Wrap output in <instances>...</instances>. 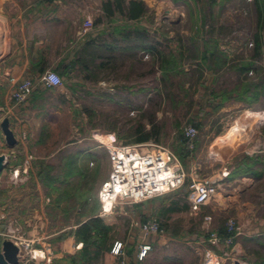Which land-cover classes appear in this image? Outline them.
Here are the masks:
<instances>
[{
  "label": "rangeland",
  "instance_id": "rangeland-1",
  "mask_svg": "<svg viewBox=\"0 0 264 264\" xmlns=\"http://www.w3.org/2000/svg\"><path fill=\"white\" fill-rule=\"evenodd\" d=\"M214 1V5L206 0L193 1V6L190 1H172L173 6L184 3V14H168L163 9L137 21L141 27L162 26L154 33V40L160 49L179 60L173 71L166 74L159 58L146 51L124 55L91 48L95 61L85 67L81 64L77 77L63 79L60 91L48 88L36 96L32 142L28 146L32 171L13 183L8 176L13 160L9 151L6 155L9 168L5 167L7 178L3 176L1 184L9 199L6 209L9 224L19 227L25 237L34 227L36 233L29 235L43 233L46 237L62 231L68 234L87 216L98 217L109 227L105 251L110 252L116 241L122 243L124 253L137 245L139 250L144 243L151 246L138 264H207L198 240L207 238L212 231L226 234L225 223L229 219L244 230L248 216L238 198H233L236 192L224 180L218 188L219 195L197 212L189 207L190 177H187L185 185L173 193L119 206L112 215L99 217L98 189L109 174L107 150L100 141L107 135H114L116 144L162 145L180 160L186 174L193 170L199 179L216 176L224 170L229 175L237 160L248 157L246 153L264 157L263 91L260 88L253 101L238 99L249 83L264 85V31L260 27L264 21V0H258V5L256 0ZM118 20L121 19L117 18L113 24H118ZM195 27L196 33L202 27L201 39L205 37L204 43L208 40L207 46L215 48L228 62L213 77L203 74L208 70L206 65L198 66L181 56L178 50L185 44L173 38L179 37L181 30H195ZM166 33L172 34L173 39L164 40L161 35ZM5 39L1 24L0 61L7 52ZM102 40L99 38L98 43ZM81 58L90 60L84 52ZM125 73L127 78H123ZM187 125H198L192 150L182 141V129ZM232 128H236L233 133ZM144 135L149 139L136 141ZM74 152L81 153L80 172L68 182L55 183L57 191L49 190L38 176L39 171L44 165L60 164L63 156ZM89 154L94 155L93 160L87 157ZM59 172L54 170L52 174ZM255 180V190L240 199L257 203L255 214L264 219V201L260 198L264 197V174ZM41 200L47 222L41 223L36 218L31 225L26 224L25 220L29 221L32 214L39 212ZM225 202L228 207L218 205ZM205 216L212 218L209 223L204 221ZM149 219L161 225L164 237H149L138 231L135 224ZM48 240L47 237L40 241ZM230 249L231 245L227 248L224 244L212 248L217 254L227 253L226 264L235 259L247 262ZM96 264H117V261L102 253Z\"/></svg>",
  "mask_w": 264,
  "mask_h": 264
},
{
  "label": "crops",
  "instance_id": "crops-1",
  "mask_svg": "<svg viewBox=\"0 0 264 264\" xmlns=\"http://www.w3.org/2000/svg\"><path fill=\"white\" fill-rule=\"evenodd\" d=\"M107 1L113 2V0H0V23L4 25L5 40L7 42V52L0 61V123L4 118L8 119L9 129L13 132L17 141L15 147L9 149L0 130V155L6 156L7 152H10L13 160L10 165L12 168H20L30 156L28 146L32 142V136L30 135L32 133L31 124L35 117L33 105L37 101L36 96L48 89L40 83V79L45 73L53 71L62 80H71L72 77H77L81 64L85 67L87 63L91 64L95 61L93 54L89 51L91 48L99 47L106 52L110 51L124 55L138 53L139 50L134 47L136 43V34L134 33L137 31L144 32L148 40H156L154 33L157 30L159 31L162 26H159L158 29L154 25L151 28L141 27L137 24V21L147 14L155 15L163 9L168 14L174 12L184 14V3L173 6L172 2H183L184 0H133L141 2L145 7L146 13L138 20H129L126 12L128 3L132 0H124L121 5L122 12H116L112 6V14L110 16L103 10V4ZM185 1H190L192 4L194 0ZM216 1L219 3L220 0ZM117 18L121 20H118V24H113V22L117 21ZM86 19H90L92 23L94 22V26L86 33H83L82 24ZM172 26L178 27V25L173 24ZM201 28L198 33H196L197 27H195V30L190 29V31L181 30L179 37H173L185 44L183 48L181 47L178 50L181 56L187 59L190 51L194 50L196 52L197 57L193 62L196 64L201 62L204 46L205 37L201 39L202 35L199 34L203 33ZM161 36L164 40L173 39L172 34L168 35L166 33ZM99 38L103 39L101 44L98 43ZM83 52L90 56L89 61H83L81 58V53ZM146 52L150 55L148 51ZM127 74L125 73L123 78H127ZM203 74L210 77L215 76L210 70L205 71ZM11 78L17 80L31 78L36 82L32 97L22 106L15 107L11 104L9 98L12 91V85L9 81ZM61 88L53 89L60 91ZM233 130L235 132L236 128H232L230 130L231 133H233ZM245 156L253 158V153H246ZM239 161L240 159L235 163V168ZM7 168L9 166L6 167V170ZM6 170L4 168L0 173V215L4 213L6 216L4 220H0V233L5 230L9 223L8 213L6 212L9 207V199L7 198L6 190L3 189L1 184L3 176L7 178ZM29 171H32L31 167ZM104 181L100 182V186ZM225 181L229 182L227 186H231L232 192H236L235 195L237 196L233 198H238L237 202L242 204L248 216L243 236L233 240L230 251L235 253V255L241 254L246 259L247 262L245 263L247 264H264V219L257 217L255 214L257 203L252 200H244L242 202L240 199L242 197L245 198L249 192L255 190V182L257 180L248 177L237 178L229 174L224 179ZM260 198L263 203L264 197L260 196ZM261 201L259 202L260 204ZM222 204L228 207L226 202L218 205L221 206ZM90 217L92 216H87L81 222H85ZM33 219H39L41 223L47 222L43 200H41L39 205V212L32 214L31 219L29 221H27L28 219L25 220V223L31 225ZM36 222L34 223L36 224ZM36 230L34 227L29 234L36 233ZM29 234H27V238L32 237V239L37 240H43L48 237L49 242L40 241L36 247L42 248L50 261L46 263L45 261L37 260L28 264H69L70 258L82 246L81 243H76L73 237L68 236L63 231L61 233H52L46 237L43 233L41 234L42 236ZM137 252L138 245L133 250L132 247L131 250H125V264H138L136 261ZM109 257L115 258L117 264H121L119 257L111 254Z\"/></svg>",
  "mask_w": 264,
  "mask_h": 264
},
{
  "label": "built area",
  "instance_id": "built-area-1",
  "mask_svg": "<svg viewBox=\"0 0 264 264\" xmlns=\"http://www.w3.org/2000/svg\"><path fill=\"white\" fill-rule=\"evenodd\" d=\"M93 26L90 19L84 20L83 33L89 31ZM55 77L57 79L53 80ZM12 91L10 93L11 104L15 107L26 104L32 97L35 90V81L31 78L17 80L11 78ZM40 83L47 88H59L63 86L62 78L55 72L45 73ZM182 135L187 140V149L192 150L197 130L192 125H187L182 129ZM108 154L109 174L107 179L101 184L98 190L99 217L109 216L123 205L139 204L163 195L173 193L182 188L187 177H190L188 184V203L192 212H197L206 206L217 194L220 183L228 176L226 170L221 171L216 176L199 179L196 172L192 170L186 174L180 160L166 147L152 142L136 144H116L114 135H107L104 141H100ZM123 157V159H121ZM29 156L23 165L11 168L9 177L15 183L21 175H27L30 169ZM7 161V158H6ZM119 188L120 191H116ZM6 218L1 213L0 220ZM204 221L209 223L210 216H205ZM137 226L140 233L147 236L164 237L161 225L155 219H149ZM226 236L220 237L215 231L209 232L207 238L198 240L197 245L201 249L202 258L207 264H226L228 255L226 252L215 253L212 248L221 244L232 245L235 238L244 234L238 223L229 219L225 223ZM1 242L11 241L18 248V264H28L31 261L42 260L46 263L50 261L46 252L42 248H37L40 243L38 239L27 238L21 233L19 227L9 224L0 233ZM1 247V245H0ZM149 244H141L136 254V261L143 260L150 250ZM40 252L42 256L37 253ZM110 254L121 259V264H125V253L122 243L115 242L111 247ZM245 264L239 260H231L234 264Z\"/></svg>",
  "mask_w": 264,
  "mask_h": 264
},
{
  "label": "trees",
  "instance_id": "trees-1",
  "mask_svg": "<svg viewBox=\"0 0 264 264\" xmlns=\"http://www.w3.org/2000/svg\"><path fill=\"white\" fill-rule=\"evenodd\" d=\"M195 2H198L199 0H194ZM209 5H214L216 2L214 0H206ZM124 2V0H113V2L107 1L103 4V10L107 15H111V7H114V10L116 12H122L121 5ZM256 4L258 5V0H256ZM260 10V9H259ZM146 13L145 7L141 2L137 1H129L128 8L126 12V16L129 20H138ZM264 20V19H263ZM262 24V23H260ZM261 28H263L264 31V21L263 26L260 25ZM212 30L210 29L209 33ZM135 39H136V45H134L135 48H137L139 51H148L152 57L157 56L159 58V61L161 63V69L164 70V72L167 74L168 72L173 71L177 68L178 61L172 53L168 52L165 53L164 50L160 49L158 45L155 43L154 39L148 40L145 36L144 32H135ZM205 42L203 46V52L201 55V62L198 64V66L206 65L207 69L210 70L213 74L215 71L223 69L225 66H228V62L225 58H222L217 50L210 49ZM139 44V46H138ZM189 57H187L188 61L194 62L196 59V52L194 50L190 51L188 54ZM240 71H244V68L240 69ZM184 73V72H183ZM201 75V72L198 73ZM199 79V76L197 77ZM262 86V85H261ZM260 85L255 84H248L247 89L243 92V94L240 95L239 100H249L253 101L254 96L257 95V91L261 88L264 95V85L261 87ZM263 88V89H262ZM254 90V93L251 92ZM217 97V96H216ZM224 93L220 95V98L223 99ZM218 99V98H215ZM195 128L198 127V125H193ZM149 139L147 135L141 136L136 139L137 142H143ZM182 141L185 142L186 148H187V140L182 135ZM79 155L81 153H69L66 156H63L61 158V163L58 165H44L43 168L39 171L38 176L43 179L45 182L44 186L49 188L51 191H57L58 187L55 186V183L58 182H68L70 177L76 176L77 173L80 171L79 162L78 160ZM88 158L94 159L93 154L87 155ZM54 170H60L58 175H53ZM264 174V157L263 156H256L253 158L249 157H243L233 172L230 173L233 177H248V178H254L258 179L262 177ZM62 176L63 179L60 178ZM68 185V184H67ZM68 189V188H66ZM72 190V189H71ZM70 190V191H71ZM169 211H172L174 209H168ZM76 228L69 231L68 236H71L74 238L76 243H81L82 246L80 250L74 254L70 258L69 264H96L98 263L100 256L102 253H106V255L109 257V251H105L104 247L106 245L108 234H109V227H107L103 221L98 217H90L85 222H79L77 224ZM227 234L223 232V234H219L220 237H224ZM131 248V247H130ZM129 248V250H130ZM151 248V246H150Z\"/></svg>",
  "mask_w": 264,
  "mask_h": 264
},
{
  "label": "water",
  "instance_id": "water-1",
  "mask_svg": "<svg viewBox=\"0 0 264 264\" xmlns=\"http://www.w3.org/2000/svg\"><path fill=\"white\" fill-rule=\"evenodd\" d=\"M0 130L4 136L5 143L9 149H12L17 144L13 132L9 129V122L4 118L0 123ZM6 156L0 155V173L6 167ZM18 248L9 240H3L0 247V264H18L17 259ZM234 264H239L235 262Z\"/></svg>",
  "mask_w": 264,
  "mask_h": 264
},
{
  "label": "snow or ice",
  "instance_id": "snow-or-ice-1",
  "mask_svg": "<svg viewBox=\"0 0 264 264\" xmlns=\"http://www.w3.org/2000/svg\"><path fill=\"white\" fill-rule=\"evenodd\" d=\"M121 159H123V157H121ZM116 191L118 192V191H120V189H119V188H117V189H116Z\"/></svg>",
  "mask_w": 264,
  "mask_h": 264
},
{
  "label": "bare ground",
  "instance_id": "bare-ground-1",
  "mask_svg": "<svg viewBox=\"0 0 264 264\" xmlns=\"http://www.w3.org/2000/svg\"><path fill=\"white\" fill-rule=\"evenodd\" d=\"M1 24V23H0ZM39 256H42V254L40 252L37 253Z\"/></svg>",
  "mask_w": 264,
  "mask_h": 264
},
{
  "label": "clouds",
  "instance_id": "clouds-1",
  "mask_svg": "<svg viewBox=\"0 0 264 264\" xmlns=\"http://www.w3.org/2000/svg\"><path fill=\"white\" fill-rule=\"evenodd\" d=\"M52 79L55 80V79H57V78L53 77Z\"/></svg>",
  "mask_w": 264,
  "mask_h": 264
}]
</instances>
